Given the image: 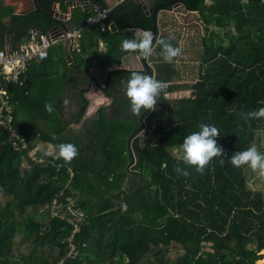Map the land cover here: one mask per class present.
I'll return each instance as SVG.
<instances>
[{
  "label": "trees",
  "instance_id": "1",
  "mask_svg": "<svg viewBox=\"0 0 264 264\" xmlns=\"http://www.w3.org/2000/svg\"><path fill=\"white\" fill-rule=\"evenodd\" d=\"M33 1L35 10L27 16L5 14L0 5V50L6 37H11L9 46L15 49L27 40L29 31L47 34L53 26L49 10L61 0ZM239 2L183 0L184 9L198 13L206 29L222 33L211 32L213 36L202 39L204 52L192 85L175 83L180 78L173 70L176 59L160 60L155 79L164 82L165 89L156 110L143 113L145 119L129 110L125 91L132 72L110 74L102 89L111 100L110 114L99 108L92 130L85 134L89 148L104 149L99 161L97 155L81 157L85 147L70 163L57 158H50V163L37 161L39 143L76 146L61 140L66 125L58 119L60 113L45 110L49 100L58 111L62 102L46 101L47 90H42L40 105L33 102L37 98L25 95V81L19 87L0 80V88L10 95L17 135L11 138L0 127V264H258L264 258L259 254L264 251V191L247 186L248 166L235 168L230 163L235 152L253 145L261 154L264 150L259 136L264 134V120L246 122L241 115L264 107V5L260 0ZM113 12L117 33L103 34L95 28L81 32L75 68L97 47L98 39L106 43V51L94 53L98 65L106 68L126 54L119 49L124 39H133L127 28L151 30L150 17L142 15L132 0ZM91 13L76 9L72 20L81 22V28ZM5 15L8 23L2 21ZM156 51H161L158 44ZM48 56L38 63L40 67L49 66ZM44 73V80L54 78ZM78 79L77 120L88 106L85 94L98 86L91 77ZM182 88L190 90L188 97H165ZM201 123L219 130L217 144L223 157L213 158L203 174L187 168L191 175L185 177L176 167L186 165L173 151H181L185 137L199 131ZM144 128L147 132L137 136ZM133 131L137 137L128 152L126 141ZM130 163L134 164L129 174ZM73 193L79 195L74 198ZM67 199L84 216L75 233L65 213ZM54 201L60 208L56 216L50 211ZM69 239L77 251L74 258L67 257ZM172 251L175 257L170 258Z\"/></svg>",
  "mask_w": 264,
  "mask_h": 264
},
{
  "label": "crops",
  "instance_id": "2",
  "mask_svg": "<svg viewBox=\"0 0 264 264\" xmlns=\"http://www.w3.org/2000/svg\"><path fill=\"white\" fill-rule=\"evenodd\" d=\"M132 1L134 2L135 5L139 6V10L142 15L150 17L151 19L152 9L149 10L150 8L148 7L147 3H145V0H140L141 2L138 4L135 3V0ZM157 1L158 0L153 1L155 5L158 4ZM124 2H122L120 6ZM117 3L118 0L55 1L52 3L51 8L49 10L50 17L53 20V26L47 31V34H42L41 32H37L35 30L34 31L37 34L41 33L40 35L38 34L39 36L50 37L51 39H57L61 34H64L68 31H72L73 29L74 30L80 29L81 32L84 30L88 32L90 29L95 28L100 33L103 34L117 33L116 32L117 29L115 26V23L118 22L117 14L113 12L115 8H113L110 11L108 18L103 21V24L105 26L104 31H101L99 24L87 26L86 25L87 20H86L84 26L80 28L79 25L81 22L72 20V17L74 16V11L76 9H80L82 12H88V13L92 12L91 13L92 15L89 18L91 17L93 18L101 10L112 8ZM143 4L145 5L146 10L142 9L141 6ZM0 5L1 8L4 10L5 14L12 13L13 15H18V16H27L28 14L32 13L35 10V3L33 0H0ZM101 7H103V9L100 10ZM146 11L149 12L148 15H146ZM109 18H111V21L109 20ZM2 21L4 23H8L9 16L5 15ZM59 25L65 26L68 30L66 32H62L60 29L53 31V28L58 27ZM111 25L114 27V31H111L110 29ZM151 25H152V21H151ZM156 28H157V34L155 41L153 43L152 54L151 56L145 59L147 66L152 71V77L154 79L156 76H158V71L156 66L160 64V60L162 59L160 56V51L159 52L156 51L157 41L160 38H164L165 40L170 41L172 45L176 44V46L181 49V54L176 58V61L173 66V70L177 71L180 77H182V73H184L183 69L186 67L187 64V62L183 61L182 58L184 59L186 57H189L190 55L195 54L194 52L195 50H200L199 53L195 54L198 57L199 55H203L204 49H203L202 39L204 37L209 38L213 36L211 32L217 33L218 31L217 29L211 27H207V29L209 28V30L205 31L206 26L202 24L201 19L198 16V13L187 11L184 9L182 5L173 8L169 7L166 10L160 11L156 19ZM198 29L200 30L199 37L197 35ZM30 32L31 31H29V34ZM126 32L129 36H132L133 38L139 37L142 34V32H149L152 34V30L146 31L140 28H127ZM10 38L11 37H6V41L4 44L5 47L6 45H9ZM20 45L21 44H18L17 47ZM195 47L197 48L194 49ZM105 51H106V43L98 39L97 47H94L92 50H89V52L82 58L83 60H81V62L80 61L78 62L79 67L75 68L74 57L76 56L75 53H78L79 51L78 50L71 51L68 45L63 43H57L51 46L49 49L48 57L51 59L49 66L40 67L39 66L40 64H38L39 62L33 63L29 67L24 82L27 85V92H26L27 94L25 95H29V97L33 99L37 98L33 102H37L40 105H42L43 102L41 101V99L38 98L39 94L43 92L42 90H47V92L45 91L46 95L44 94L43 96V98L46 96V101L49 98L52 99L53 101H58L60 99L59 102H62L61 109L58 111L56 104L54 109L56 110L57 115L60 113L58 119L64 123V126L66 125V130L63 132V134H61L62 137L61 140L63 142L73 141L76 144L77 150L78 149L80 150L81 148L85 147L83 151L80 152V156L85 157L89 155L90 157H94L97 155L96 159L98 161H99V155L100 153L102 154V152H104V149H93V146L89 148L90 143L86 141L85 134H87L88 131L92 130L91 127L92 122L97 120L98 116L96 114V111L99 108L105 107L107 112L106 114H110L108 112L110 111L109 106L111 104V100L109 99L110 103L108 107L102 105L103 101H98L97 95L93 94L94 88L99 90L103 94L102 89L104 86L106 87L107 78L110 76L111 73H113L116 70H123L126 72H139L144 74L142 57H140L137 53H126V54L124 53L121 55L119 63L117 62L112 63L110 66H107L106 68L101 67L100 65H98L99 63H97L96 55L94 52L102 53ZM45 71H48L51 74V76H54V78L52 80H44L43 78H46L44 73ZM80 76H86L88 78L91 77L96 81L98 86H92L89 89L87 93L88 95H90V97L87 96V93L85 94V98L87 96L86 99L89 100L88 102L89 106H87L88 108L86 109L85 114L82 116V118L77 120L76 119L77 102L75 98H77L76 94L78 92V89L81 87V85L78 86L79 83L78 78ZM161 77H163V75H161ZM99 78H101L102 82L99 81ZM180 82H175V83L178 85H185V84H181ZM90 91L92 92L90 93ZM187 91L190 92V90H187L186 88L178 89L174 92L165 94V97L169 99V95L180 94L181 92H187ZM48 103L54 105V102L50 100L48 101ZM144 114H146V112ZM144 114H142V116L140 117L141 120L146 118ZM106 118L112 119L109 116H107ZM42 121L43 119H41V122ZM137 136H136V132L133 131V133H131V135L128 137L126 141L128 152L131 151L130 146L133 137L135 138ZM259 136L262 137L264 136V134ZM263 143L264 141L262 139L261 144L263 145ZM93 151L95 153H93ZM31 153L34 154L33 152ZM37 153H39L41 157L39 158V160L42 163H45L47 160L48 163H50L49 160L50 158H52V160H56L55 159L56 150L53 147H51V144L49 143L47 144L39 143L37 145ZM133 164L134 163H130L126 166V170L129 171V174L133 172L131 170ZM67 169L69 171V177H72L69 168ZM88 176L92 177L91 174H89ZM78 195H79L78 193L72 194L74 198H76V196Z\"/></svg>",
  "mask_w": 264,
  "mask_h": 264
},
{
  "label": "clouds",
  "instance_id": "3",
  "mask_svg": "<svg viewBox=\"0 0 264 264\" xmlns=\"http://www.w3.org/2000/svg\"><path fill=\"white\" fill-rule=\"evenodd\" d=\"M153 39L151 33L142 32L139 37L124 39L121 42V50L126 53H137L146 59L152 54ZM157 44L160 46V56L164 63H172L181 54V49L174 47L168 40L161 38ZM164 89V82L147 74L132 72L127 80L125 91L131 114L139 119L145 112H154L157 108V98ZM45 110L52 113L55 109L51 103H46ZM241 115L246 122L253 119L264 120V107ZM198 128L199 131L186 136L179 146L183 153L182 161L186 167L177 166L176 171L185 177L191 175L187 168H194L197 173L203 174L205 167L213 158L223 157V149L217 144L219 130L205 123L199 124ZM51 147L56 150V158L65 163H70L78 155L76 146L71 143H61ZM219 163L223 165L224 160L220 159ZM230 163L235 168L248 166L253 172L264 176V154H261L254 145L244 151L235 152L230 158Z\"/></svg>",
  "mask_w": 264,
  "mask_h": 264
},
{
  "label": "built area",
  "instance_id": "4",
  "mask_svg": "<svg viewBox=\"0 0 264 264\" xmlns=\"http://www.w3.org/2000/svg\"><path fill=\"white\" fill-rule=\"evenodd\" d=\"M125 0H118L115 6L120 5ZM264 5V0H260ZM241 5H246L247 0H240ZM103 9L93 18H89L86 21L87 26L99 24L101 31L105 30L103 21L108 18L110 11L113 9ZM81 30L76 29L61 34L57 39H51L50 37L39 36L35 31H31L28 39L15 49L5 48L0 51V80L9 84L21 85L26 77V72L33 63H38L47 58L48 50L51 46L57 43H63L69 46L71 51H77L78 39L80 37ZM10 95L5 88H0V127L9 131L11 138L17 137L15 130L12 126V116L10 107ZM24 147V146H23ZM35 160V159H34ZM67 219L73 225V232H78L80 226L83 223L84 216L80 210L74 208L69 199L66 200ZM50 211L53 216H56L60 212L59 206L54 201ZM70 247L68 258H74L77 255V251L74 245L69 239Z\"/></svg>",
  "mask_w": 264,
  "mask_h": 264
},
{
  "label": "rangeland",
  "instance_id": "5",
  "mask_svg": "<svg viewBox=\"0 0 264 264\" xmlns=\"http://www.w3.org/2000/svg\"><path fill=\"white\" fill-rule=\"evenodd\" d=\"M119 6L120 5L115 6L113 8H116V7H119ZM211 28H213V27H211ZM207 30H209V28L208 29H205V31H207ZM217 30H218L217 33H220V34L222 33V31H220L219 29H217ZM197 35H198V37L200 35V30L199 29L197 31ZM197 41H198V39H197ZM6 47L7 48H10L9 45H6ZM6 47L4 46L2 50H4ZM196 48L197 47H195L194 49H196ZM10 49H13V48H10ZM2 50H0V51H2ZM199 51L200 50H195L194 52L196 54V53H199ZM195 54L190 55L189 57H186L184 59L182 58V60L185 61V62H187V64H186V67L183 69L184 70V73H182V77H180L177 80V82H180L181 81L180 82L181 84L192 85L197 80L198 60H199V57L197 55H195ZM99 81L102 82L101 81V78H99ZM91 92L92 91H90V93ZM93 94L94 95H97L98 101H103L102 102L103 103L102 105H105L106 107L109 106V103H110L109 98L108 97H105L99 90H97V89L94 88ZM189 94H190L189 91H187V92H181L180 94H172V95H169V100L179 99L180 97L181 98H184V97H187ZM87 96L90 97V95H88V93H87ZM87 96H86V98H87ZM88 102H89V100H88ZM164 118L165 117H160V119H164ZM162 121H164V120H162ZM163 123H165V121ZM145 132H147V130L146 129H143L142 132L138 136L142 137L143 133H145ZM261 139H263V141H264V136H262ZM263 149H264V143H263ZM173 154L177 158H181L183 156L182 152L181 151H177V150H174L173 151ZM262 154H264V150L262 151ZM30 157L32 159L35 158L34 154H32V153H30ZM37 161H40V160L38 159ZM246 174H247L246 175L247 186L251 190H261V191H264V176H261L258 172H253L251 169L249 171H246ZM175 253H176L175 251H172L171 253L168 254V256L170 258H173V257H175ZM259 254L260 255H263V257H264V251L260 252ZM258 263L259 264H264V258L261 259Z\"/></svg>",
  "mask_w": 264,
  "mask_h": 264
},
{
  "label": "water",
  "instance_id": "6",
  "mask_svg": "<svg viewBox=\"0 0 264 264\" xmlns=\"http://www.w3.org/2000/svg\"><path fill=\"white\" fill-rule=\"evenodd\" d=\"M153 1L154 0H145V3H147L148 7L150 8L149 10L152 9V12H151L152 29L151 30H152V35L154 37V39H153V43H154L155 38H156V34H157L156 19H157L158 13L160 11H162V10H166L169 7L173 8V7H177L179 5L181 6L183 0H170V1L166 0L163 3H161V4H157L156 3L157 5H155ZM140 2H141L140 0H135V3H137V4L140 3ZM141 7H142L143 10H146V7H145L144 4ZM101 9H103V7H101L100 10ZM148 14H149V12L146 11V15H148ZM59 29L62 32H66L68 30L65 26L59 25L58 27L53 28V31L54 30H59ZM110 29H111V31H114V27L112 25H111ZM39 34H41V33H39ZM142 65H143V68H144V74H147V75L152 77V71L147 66V64L145 62V58H142ZM146 113H148V112H146Z\"/></svg>",
  "mask_w": 264,
  "mask_h": 264
},
{
  "label": "bare ground",
  "instance_id": "7",
  "mask_svg": "<svg viewBox=\"0 0 264 264\" xmlns=\"http://www.w3.org/2000/svg\"><path fill=\"white\" fill-rule=\"evenodd\" d=\"M181 39V38H180Z\"/></svg>",
  "mask_w": 264,
  "mask_h": 264
}]
</instances>
